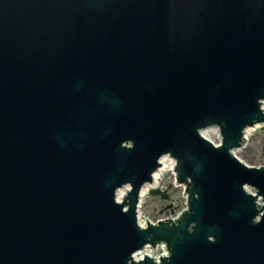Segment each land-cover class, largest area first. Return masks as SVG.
<instances>
[{
  "label": "water",
  "instance_id": "water-1",
  "mask_svg": "<svg viewBox=\"0 0 264 264\" xmlns=\"http://www.w3.org/2000/svg\"><path fill=\"white\" fill-rule=\"evenodd\" d=\"M263 102L264 0H0V264H264Z\"/></svg>",
  "mask_w": 264,
  "mask_h": 264
},
{
  "label": "rangeland",
  "instance_id": "rangeland-1",
  "mask_svg": "<svg viewBox=\"0 0 264 264\" xmlns=\"http://www.w3.org/2000/svg\"><path fill=\"white\" fill-rule=\"evenodd\" d=\"M208 134V133H207ZM207 136V135H206ZM206 138H209L213 142H218V138L214 134H208ZM236 156L241 159L245 164L249 166H261L264 165V128H257L253 131L247 144L244 148L236 150ZM173 173L167 172L162 175L160 186L162 188L167 187L173 182ZM171 191V208L164 209V206L169 205V202L161 201L158 197H153L150 194L142 200L140 213L151 221L161 219L168 214H179L186 208V198L184 196L183 187H175ZM255 191V190H251ZM262 201V200H261Z\"/></svg>",
  "mask_w": 264,
  "mask_h": 264
},
{
  "label": "bare ground",
  "instance_id": "bare-ground-1",
  "mask_svg": "<svg viewBox=\"0 0 264 264\" xmlns=\"http://www.w3.org/2000/svg\"><path fill=\"white\" fill-rule=\"evenodd\" d=\"M263 109H264V102H263V105H262ZM258 127L255 126L253 128H248L246 131H245V139L246 141L249 140L250 136L252 135L253 131H256ZM214 134L218 135V132H217V129L216 128H209L205 131L202 132V135L204 137H207L208 134ZM207 135V136H206ZM209 139V138H207ZM245 147V146H244ZM242 147V148H244ZM238 150V149H237ZM236 153V151H234V154ZM236 155V154H235ZM239 158V157H238ZM240 159V158H239ZM241 160V159H240ZM160 162L162 163V167L154 174V178H155V185L158 186V184L160 185L161 183V179H162V175L164 173H167V172H170L173 168V164H174V161L171 160L170 158H168L167 156H163L161 159H160ZM126 189V188H125ZM148 190H149V185H146L142 190H141V197L142 199L146 198L148 196ZM125 194V190L122 189V190H119L118 191V194H117V200H120L122 199V197L124 196Z\"/></svg>",
  "mask_w": 264,
  "mask_h": 264
},
{
  "label": "built area",
  "instance_id": "built-area-1",
  "mask_svg": "<svg viewBox=\"0 0 264 264\" xmlns=\"http://www.w3.org/2000/svg\"><path fill=\"white\" fill-rule=\"evenodd\" d=\"M151 187H155V184H152V185H149V188ZM180 213L179 214H169L165 217H163V219H172V220H175L179 217ZM142 223H145V219L142 218ZM146 254H150V255H153L156 260L158 261L162 256H165L167 254L166 252V246L165 244H159L157 247H156V250L153 249V248H150V247H147L145 248L144 250L138 252L136 255H135V259L136 260H141L143 259V257L146 255Z\"/></svg>",
  "mask_w": 264,
  "mask_h": 264
}]
</instances>
